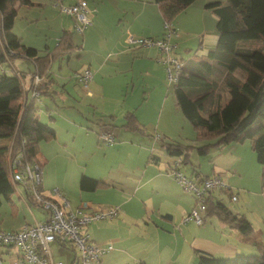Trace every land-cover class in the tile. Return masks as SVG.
I'll use <instances>...</instances> for the list:
<instances>
[{
	"label": "crops",
	"instance_id": "crops-1",
	"mask_svg": "<svg viewBox=\"0 0 264 264\" xmlns=\"http://www.w3.org/2000/svg\"><path fill=\"white\" fill-rule=\"evenodd\" d=\"M30 1L33 2L31 7L20 3L16 4L18 11L13 26V31L21 38V41L25 45L33 46V48L42 52L44 50L49 51L55 46L62 31H71L73 35L72 23L74 20L72 18V23H70V20L64 16H61L63 21L58 22L57 28L54 31H52V24H49L47 28H36L37 23L51 20V12L45 11L46 8L54 11L52 8L55 7L52 5L53 0ZM85 1L86 7L88 5L90 8H97L94 16L92 15L93 18L90 17V19L91 23L94 21L93 28L105 31L102 41L104 48H102V51H99V55L84 58V63H82L83 55L81 56V48L79 51L73 53H77L76 57L77 61L80 62L79 65L85 66L80 70L74 69L75 72H80L84 69H90L92 72V78L86 87L73 80L72 73L69 75L74 83L82 87L83 91H86L87 88L90 89L88 92L91 95L87 96L86 94V96H83L81 104H88L91 106L90 109H92L90 113H85V109L84 112H76L77 108L71 109L69 108L70 106H66L68 108L63 109V113L68 115H72L71 111H75L76 113L74 114L75 117L66 120L64 141L66 139L75 141V136L82 134L86 135L85 137L91 138V136H94L93 132L95 129L96 134H98L97 130L103 129L113 132V128L116 126L125 131L130 130L141 135H146L145 125L150 128L153 126L159 136H157L156 142L153 141L150 150L145 143H139V145L132 144L137 149L131 153H128L129 146H127L126 150L122 148L124 147L123 143L126 141L125 136H118V138L114 136V143L105 152L110 154L109 165L106 169L101 170V168H97L96 170L91 169V171H87V176H94L92 178L103 180L107 183L102 188L93 191L80 189L79 180L81 175L85 173H80L78 176L79 171L74 174L77 181L75 178H69L68 182L60 180L56 183H49L47 182V177L50 172L47 169L46 173L43 170L42 174V192L44 195H49V191L53 188L51 186L54 184L55 188L68 201L71 208L79 207L83 203L93 204L95 202L103 204V207L118 206V215L114 219L95 221V223L98 222L96 224L100 225L98 229H94V232H90L91 229L89 230V226L94 222L85 227L86 229L84 228V232L89 236L91 241L102 246L107 243L112 245V249L101 256L98 264H197L196 254L194 253L195 249L211 253L215 256H233L239 253L252 252L254 246L258 243L255 238H252L253 230L248 235H244L214 215L204 216L205 222L201 225H196L193 222H183V216L195 206V198L190 193L185 192L181 185L171 176L167 164H172L173 159L167 156L160 142V138L180 142L178 139L183 137L186 118L177 105L173 91L174 101L169 100L167 96L160 97L161 89H157L154 101H157L158 105L150 117L144 116L142 112L135 111V108L147 99L148 101L151 100V86H141L139 83L135 85L132 82V89L134 90L135 88V91L130 100L126 103L120 99L122 85L119 82V75L125 77L128 72H132L134 76L139 78L145 66L156 68L164 73L163 56L156 47L138 46L129 49L126 46V41L132 35L131 33L133 35H142L145 38H153V36H159L162 33L164 23L158 5L153 0ZM212 1L221 0H195L185 10L178 13L172 22L173 31L168 36L169 42L177 39L179 46L180 44H184V51L187 53L192 52V54L198 56L205 55L210 50H213L218 39L216 16L206 7V4ZM75 2L76 0H66L65 5ZM104 16L106 21H104ZM17 22L18 25L22 26L21 29L16 27ZM31 27H35L32 33L28 31ZM126 33H129L127 38H125ZM46 38L53 39V44H49ZM186 44H195L194 49L192 50L193 47H187ZM73 54L66 56L68 59L67 64L71 61L69 59ZM174 55L178 59H182L179 52L175 51ZM8 63V61L4 62L2 66L8 68ZM11 63L14 68L23 72L33 70V63L26 58H15ZM50 71L52 77L49 83L50 95L40 96V98L46 97V101L44 100V103L47 102L45 105L46 115L38 111V117L40 122L54 128L55 136L52 139L46 140L47 146H41V141L39 142L37 158L42 162V168H44L43 165L45 166L48 163V160L52 158L54 153H58L60 157L70 159L79 150L75 148L68 153L66 150L58 147L63 141H60L57 137L59 136L58 126L56 125V128L51 123V120H55L51 112L57 109L60 104L56 100V96L59 94L62 96V92L66 90L64 99L69 100L71 104L75 102L78 105V102L72 96V93H76L70 89H66L67 87L64 82L59 83L56 80L57 76L52 71V67H50ZM59 77L63 78L62 76ZM105 80L107 81V87L111 85L110 91L112 93L109 98L105 96L100 97L103 87H105ZM27 84V81H25L24 86L26 90L22 101L30 99ZM59 84H61V93L56 89V85ZM129 84V81L125 80L123 86L127 87ZM40 98L39 100H41ZM101 98L104 99L102 105H100ZM36 107H38V110L40 109L37 104ZM58 114L60 115L61 113ZM129 114H133L135 124H138L137 129L132 128L134 124L131 127L128 126L130 124L129 119H127ZM133 137L130 136V140L133 141ZM98 138L100 137L98 136ZM184 138L190 140L187 144L197 145L195 144V136H185ZM117 139L118 141H116ZM181 143L184 142L181 141ZM9 144L10 141L8 139H0V147H6ZM64 144L72 148V144L68 141ZM236 145L233 143L222 148H217L216 151L219 152L216 154L218 160L216 161V166H213L216 169L211 168V171L202 172V164L195 159L194 161L192 158L193 151L195 150H192L190 153V164L195 166L197 171L204 176L222 173L223 178L226 179H224V182L231 189L230 194L235 193L233 187L236 184L235 176L231 175V173L225 174V172L220 170L227 167L230 168L227 169L229 172L231 169H234L232 174L241 175L240 168L242 161L241 156L237 155ZM48 146L50 148L48 152L46 151L45 157L47 159H45L39 152H44ZM157 146L160 147V153L156 152ZM150 154H154L158 158L153 161V159H150ZM197 155L201 156L198 153ZM208 155L210 154L207 153L203 158L208 157ZM224 157L226 158V162L224 161ZM187 176L194 177L193 172L192 175ZM45 183L49 185L48 189L44 188L43 185ZM21 188L16 189L15 187L14 192L16 191L17 199L23 202L22 214L17 207L15 208V205L11 204L12 209H15L12 211V216H16V220L9 227L4 225V221H2L0 228L3 227L4 229L0 230H16L24 225L42 221L45 218V213L41 211V208L35 202L26 197L23 188ZM13 193L9 199L2 198L0 205L6 200H8V203L13 201ZM218 194L219 191L213 192L214 199L218 198L215 196ZM102 196L105 199H101ZM236 200H238V196ZM14 202L13 204H16ZM72 204L74 205L73 207ZM33 206H38L40 210L39 217L33 211ZM56 246L57 251L53 253L54 247L51 245L53 257L62 261H64L62 259L64 258L66 264H72L73 255L71 253L69 255L66 254L62 246L58 244ZM13 249H15L17 256V250L14 247L5 249L3 254L10 255Z\"/></svg>",
	"mask_w": 264,
	"mask_h": 264
},
{
	"label": "trees",
	"instance_id": "trees-1",
	"mask_svg": "<svg viewBox=\"0 0 264 264\" xmlns=\"http://www.w3.org/2000/svg\"><path fill=\"white\" fill-rule=\"evenodd\" d=\"M153 1L159 7L164 30L169 33L173 31L172 22L176 15L195 0ZM17 3L28 7L33 5L30 0H0V139L10 141L8 146L0 147V202L2 198L9 199L15 190V182L10 177L7 161L9 164V159L16 154H21L23 162L39 161V142L55 136L52 126L39 121V110L36 107V99L50 95L52 62L81 48L75 43L72 32L68 30L62 31L55 46L49 51L42 52L25 45L13 31L18 11ZM206 7L216 16L217 44L205 55L192 54L182 58V64L173 79V94L177 105L192 124L196 140L200 144L189 145L164 138H160V142L167 156L178 160L175 169L185 177L200 182L216 174L201 175L197 168L190 164L189 156L192 150L205 156L210 146L222 148L250 140L252 151L262 167L261 185L264 194V0L212 1L207 3ZM74 27L76 29L75 24ZM15 58L30 60L33 70H17L11 63ZM7 61L8 68H4L2 64ZM76 73L78 72L73 73V78ZM35 76L39 77L37 83H34ZM74 80L78 82L75 78ZM25 81L28 83L30 99L22 101L26 90ZM34 92L37 96L32 97ZM127 119L130 123L128 126L134 124L132 128H138L133 114H129ZM156 158V155L150 154V159L154 161ZM39 162L42 166V162ZM187 165L193 169L191 170L194 177L187 176L181 170V166ZM167 167L170 171L173 166L169 163ZM171 176L177 182L172 174ZM106 185L103 180L85 174H82L79 180L80 189L85 191H93ZM217 191L228 194L230 199L231 195L235 194H230L229 187L211 191L205 197L206 209L203 217L214 215L244 235L252 232L251 223L243 214L232 211L222 199H214L213 192ZM95 221L98 220L89 224ZM87 240L97 244L91 241L88 235ZM52 243L72 250V264H78L80 252L70 241ZM97 245L103 251L92 264H98L101 256L112 249L110 243ZM257 249L258 253L253 255L239 253L233 256H215L198 249H195L194 253L197 264H264V244H257ZM60 261L63 264V261Z\"/></svg>",
	"mask_w": 264,
	"mask_h": 264
},
{
	"label": "rangeland",
	"instance_id": "rangeland-1",
	"mask_svg": "<svg viewBox=\"0 0 264 264\" xmlns=\"http://www.w3.org/2000/svg\"><path fill=\"white\" fill-rule=\"evenodd\" d=\"M64 5L66 4V0H63ZM92 4V2H91ZM52 5L56 8H52L54 11L50 10L49 8H46L45 11H50L51 12V20H49L48 22H44L41 21L40 23H37V27L36 28H47L49 24H52V31H54L57 28V24L58 22H62L63 18H61V16H64L66 18H68L70 20V23H72V16H70L69 14H66L64 12H62L60 10V6L58 4V6L55 4V0H53ZM70 5V4H68ZM66 5V6H68ZM97 9V8H96ZM94 8H90L87 5V10H88V16L92 17L94 16V13L96 12ZM58 15V16H57ZM93 15V16H92ZM74 20V18H73ZM104 21H106V18L104 16ZM19 22V21H18ZM18 22L16 23V27L21 29V25H18ZM94 21H92L91 25H88L87 27H85L82 30V33L79 32L78 30L75 29V27H73V24H75V21L72 23V31H73V39L74 41L79 44L81 46V56L82 57V63H84V58H88L89 56L91 57L92 55H99V51H102V48H104V45L102 44L103 41V37H104V30L102 31L101 29H96L93 28V24ZM173 27V26H172ZM35 27H31V29H29L28 31L32 33V30H34ZM37 29V30H38ZM24 31H26V29H24ZM168 31L164 30L159 36H153V38L155 39H161L163 38V35H167ZM132 36L134 38H145L142 35H133V33H131ZM129 35V33H126L125 38H127ZM174 35V34H173ZM124 38V40H125ZM47 42L49 44H53L54 40L51 38H46ZM85 43V44H84ZM171 44L175 45V48L173 49L171 54H175L176 52H179L182 58H186L188 56L192 55V52H186L184 51V44H180V46L178 45V40L177 39H173L172 42H170ZM187 47H193L192 50L194 49L195 44H186ZM192 45V46H190ZM30 46V45H28ZM126 46L129 49H133L134 47H138V45L132 44V43H128V40L126 41ZM178 46V47H177ZM33 47V46H32ZM143 47H156V46H143ZM177 47V48H176ZM157 48V47H156ZM157 50L160 52V54L163 56V61L165 60V53L161 52V50H159L157 48ZM76 54H73L71 56V58L69 60H71L68 64H67V57H65V59H57L55 61L52 62V71L54 72V74L57 76L56 80L59 83H65V86L67 87L66 89H70L72 92L76 93L73 94L72 96L74 98L77 99L78 105L75 104V102L73 104H71V102L69 100L64 99V96L66 95V90H64L62 92V96L59 94L56 96V100L60 103L58 105V108L53 110L52 113V117L55 118V120H51V123L54 124L55 126H58V135L57 136L59 138L60 141H63L60 145H58V147H60L63 150H66L68 153H70L71 151H73V149L78 148L79 150L77 152H75L74 156H72V158H66V157H60L58 155V153H54V155L52 156V158H50L48 160V163H46V165H43V170H45L44 172L46 173L47 169L49 170L50 174H48L47 177V182L49 183H56L57 181L59 182L60 180H64V182H68L69 178H75L77 181L76 176L74 177V174L79 171L78 176L80 175V173H85L86 175H88L87 171H91V169L96 170L97 168H101V170H105L106 167L109 165V161H110V154L105 153L107 152V149L109 148V146H107L104 142H102L101 137L98 138L99 135V130L98 134H96V129L93 132L94 136L90 137H85L86 135L82 134V135H77L75 136V141H71L70 139H66L64 141V135H65V127H66V120L68 118H73L75 117L74 114L75 111H82L84 112L85 109V113H90L91 109H90V105H82L81 101L83 96H87L91 95L88 91H90V89H86V91L82 90V87L80 85H77L76 83L73 82V80L70 78V74L75 72L74 69H78L80 70L82 67L85 66H81L79 65L80 62L77 61V57ZM161 61V60H160ZM162 62V61H161ZM164 64V63H163ZM83 69V68H82ZM74 71V72H73ZM173 74V73H172ZM62 76L63 78L59 77ZM119 82L122 85V90L120 92V99L124 102H128L130 100V97L132 96L133 92L135 91L132 89V82L135 83V85H137L138 83L143 86V85H147V86H151V100L148 101V99L140 104L138 107L135 108V111L138 112H142V114L146 117H150L152 116V114L154 113V110L156 109L158 102L154 101V98L156 97V91L158 88L161 89V94L160 97H165L167 96V98L169 100H173V84H174V80H172L171 75L169 73V70L167 68V65L164 64V73L160 72L159 70H157L156 68H151L150 66H145V68L142 70L141 74L139 75V78H137L136 76H134V74L132 72H128L127 76H123V75H119ZM73 78V77H72ZM125 80L129 81V86H123V83ZM105 87H103L102 93L100 95V97L105 96L106 98H109L111 96V85H108L107 87V81L105 80L104 82ZM61 84L56 85V89H58V91L61 93ZM165 91V92H164ZM98 96V95H97ZM86 100H88L87 97H85ZM39 99H36V104L39 106V111L43 112L44 115H46V111H45V105L47 104V102L44 103V100L46 101V97H41ZM74 100V99H72ZM104 99H100V105H102ZM88 103V102H87ZM90 103H92V101H90ZM66 106H70L69 108L71 109H75L77 108V110L75 111H71L70 113L72 115H68L63 113V109H66L68 107ZM58 113H61L60 115ZM89 115V114H88ZM180 116L181 113H179ZM186 121V125L183 128V137L181 139H178L180 142H184V143H189V139L184 138L185 136H189V137H194V131H193V127L192 124L185 119ZM156 125V124H155ZM56 126V128H57ZM145 132L146 135H141L137 132H133L130 130H123L120 127H114L113 128V132L111 130L108 129H104V131H109L111 132L115 137L118 138V136H125L126 141L123 143L122 148H124L125 150L127 149V146H129L128 149V153L133 152L134 150H136L137 148L134 147L132 144H137L139 145V143H145V145L148 147V149L150 150L152 147V143L153 141H155L157 139V136H159V134H157V132H155L154 127L152 126V128H150L149 126L145 125ZM92 132V131H90ZM130 136H134L133 137V141L130 140ZM140 136H145V137H140ZM154 138H152V137ZM95 137H97V139H95ZM152 139H151V138ZM99 140V141H96ZM68 141L69 143L72 144V148H69L67 145H65L64 143ZM118 141V139L116 140ZM47 141L46 140H42L40 142L41 146H47ZM50 142V141H49ZM156 142V141H155ZM158 144V143H157ZM195 144L199 145L200 143L196 140ZM237 144L235 147L237 148V155L241 156V175L238 174H232V171L234 169H231L230 172L227 169V167H224L223 169H221L220 171L225 172V174H229L231 173V175L235 176V182L236 184H234V192L236 193V195L238 196V200L236 201H232L229 197L228 194L220 192L217 196L219 199H222L223 202H225V204L227 205V207H229L232 211L237 212L239 214H243L251 223V226L253 228V235L252 238H255V240L258 242L256 243V246H254V249L252 252H246V254H257L258 249H257V244H264V194H262V185H261V172H262V167L261 165L258 163L257 159H256V155L255 153L252 151L251 148V143L250 140H245L242 143H235ZM82 146L84 147L82 149ZM49 146L47 147L46 150H44V152L40 151L39 153L43 155V157L45 159H47L45 157L46 155V151L48 152L49 150ZM217 150V147L214 146H210L209 147V154L208 157H204L203 156H198L197 153L195 151H193L192 154V158L193 160L195 159L196 161H199L202 164V168L201 171L205 172V171H211V168L216 169L215 164H217V160H218V156L216 155L217 153H219ZM156 152L160 153V147L157 146ZM137 154V153H136ZM135 154V155H136ZM191 159V158H190ZM221 159V158H220ZM225 159V160H224ZM224 160L226 162V158L224 157ZM194 160V161H195ZM191 166L187 165V166H181V170L186 174V175H192V170H191ZM44 173V174H45ZM225 176V175H224ZM94 177V176H92ZM225 179V178H224ZM226 180V179H225ZM46 184V183H45ZM43 185L45 189H48L49 185ZM51 185V184H50ZM15 187L16 189H20L21 186L17 183H15ZM55 188L56 186L54 184H52L51 188ZM22 189V188H21ZM41 193L44 194L41 190ZM85 194V193H83ZM13 201H10L8 203V200L3 201L4 203H2L0 205V225L2 223V221H4V225H7V227H9L15 220H16V216H12L13 215V210L11 207L12 205H15V208L17 207V209L19 211H21V209L23 208V202L19 201L17 199V195H16V191L13 193ZM101 199H105L104 196L101 197ZM16 202V204H13V202ZM14 202V203H15ZM94 206H100L103 207V204L100 203H93ZM74 205L72 204V207ZM34 207V206H33ZM85 210V209H82ZM33 211H35L37 217H39L40 215V210L37 207H34ZM41 211L43 212V210L41 209ZM44 213V212H43ZM22 214V211H21ZM204 215V214H203ZM45 216V214H44ZM215 218V217H214ZM98 223V222H96ZM95 222L93 224H91L89 226V230L91 229L90 232H94V229H98L100 224H96ZM195 224V223H194ZM0 229H4L3 227H1ZM86 229V228H85ZM54 249H53V253H55V251H57V244L55 245V243L51 244ZM64 252H66V254L69 255V253H71L72 255L74 254V252L70 249H63ZM245 253V252H244ZM11 256V257H10ZM4 259V260H3ZM64 261L63 263L66 264V260L64 258H62ZM17 260V256L15 254V249H13L11 251V254H3L2 255V261L0 262L1 264H21V263H16ZM27 264V263H26Z\"/></svg>",
	"mask_w": 264,
	"mask_h": 264
},
{
	"label": "built area",
	"instance_id": "built-area-1",
	"mask_svg": "<svg viewBox=\"0 0 264 264\" xmlns=\"http://www.w3.org/2000/svg\"><path fill=\"white\" fill-rule=\"evenodd\" d=\"M55 4L60 6V10L71 15L76 21V29L82 31L83 28L91 24L85 0H76L68 6L63 4V0H55ZM167 35L161 39L155 38H134L128 37V43L138 46H156L166 57L163 63L167 65L172 80L177 75L181 66V61L174 54L175 48L171 44ZM173 73V74H172ZM74 78L84 87L92 78L90 69H84L75 74ZM39 80L35 76L34 83ZM32 97L37 96L36 92ZM99 137L107 146L114 143V135L109 131L100 130ZM21 154H16L9 159V173L13 182L19 184L26 197L31 199L45 213L42 221L24 225L19 229L5 231L0 230V262L2 255L7 248L14 247L17 250L16 263L21 264H62L60 260H54L51 253L50 244L52 242L70 241L80 252L78 264H92L102 253V248L97 244L90 243L83 228L94 220L113 219L118 213V206L100 207L92 203H83L79 207L71 208L68 201L57 188H52L49 195L41 193V183L43 168L39 161L31 163L23 162ZM178 160H173L170 173L185 191L191 192L195 197V206L184 215L183 222H193L201 225L205 222L203 214L205 212V197L213 190H223L227 187L222 174H216L205 178L202 181H193L185 177L179 170L175 169ZM237 196L231 195V200L235 201ZM85 209V210H82Z\"/></svg>",
	"mask_w": 264,
	"mask_h": 264
}]
</instances>
